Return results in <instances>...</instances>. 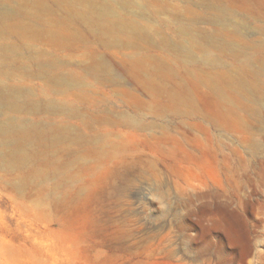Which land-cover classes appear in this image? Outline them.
I'll return each mask as SVG.
<instances>
[{"label": "rangeland", "instance_id": "1", "mask_svg": "<svg viewBox=\"0 0 264 264\" xmlns=\"http://www.w3.org/2000/svg\"><path fill=\"white\" fill-rule=\"evenodd\" d=\"M32 1L0 0L14 27L0 32V84L62 110L0 122L69 125L81 141L25 140L34 157L18 166L2 145L16 136H0V264H264V107L234 83L264 93V0H99L146 31L115 41L70 21L68 0ZM148 184L166 210L141 203Z\"/></svg>", "mask_w": 264, "mask_h": 264}, {"label": "bare ground", "instance_id": "2", "mask_svg": "<svg viewBox=\"0 0 264 264\" xmlns=\"http://www.w3.org/2000/svg\"><path fill=\"white\" fill-rule=\"evenodd\" d=\"M25 2L26 0H20L19 9H23V7L25 6ZM119 3L122 9L129 10L132 8V6L127 2L120 1ZM31 7L39 10L40 9L43 10L45 8L43 3L38 0L32 1ZM61 9L63 12L67 14L68 19L70 21L80 23L82 26L85 27L86 31L99 34L100 38L105 39L107 41L109 40L115 41L116 35L119 31L126 32L130 35L133 34L135 36L136 34L146 33V31L144 30L143 31L139 30L135 24L120 18L116 14L115 8L106 1L68 0L67 2L64 3ZM11 16H12L11 12L3 11L0 13V17H1L0 32L4 30H11L12 28H14V27H10L8 23V20ZM107 17H111L112 19H107ZM16 30L18 34L20 33L22 34L23 32H29L33 34L38 33L37 29L32 26H19ZM48 31L52 34L55 33V30L52 29H49ZM18 38L24 39L27 37H18ZM35 38H39V37H35ZM197 38L206 39L208 41L215 40L213 37H197ZM182 43L179 42L178 44H174L172 48L187 53L188 49ZM2 51L6 52V49L2 48ZM90 70L93 73L100 75L106 71H109V68L104 60H97L93 62V64L90 66ZM254 74L264 76V62H262L258 66ZM30 75L34 77L41 76V78H45L46 80H48L50 83L53 84H60L66 86L70 84H71L70 86L74 85V83L72 84V81L69 78L63 76L53 77L48 72L39 71L37 73H30ZM227 76L229 75L227 74ZM234 83L237 87L243 89L244 92L248 93L251 96L254 95V97L258 99L259 105L261 107H264V93L253 88L249 83H247L245 80H243L238 76L237 77L235 76ZM29 96L30 95L26 92H22L16 89H9L5 85L0 84V115L10 111L11 112L21 111L25 109L28 110L43 109L44 111L62 110V107L53 101H45L41 104H35L32 101H30ZM64 113L66 118L78 117V112L75 111L74 108L73 109L69 108L66 111L64 110ZM7 135L16 136V138L12 141L9 138H3L2 145L5 146L4 150L9 157V163L18 166L25 165L28 161L32 160V158L34 157V153L26 152L23 149V142L25 140L34 137H40L49 143H58L62 140L81 141L80 139L81 137L69 125H65L62 128H46L38 125L24 124L19 121L0 122V136L6 137ZM34 172L36 176L43 177L45 175V173L41 169H36Z\"/></svg>", "mask_w": 264, "mask_h": 264}, {"label": "clouds", "instance_id": "3", "mask_svg": "<svg viewBox=\"0 0 264 264\" xmlns=\"http://www.w3.org/2000/svg\"><path fill=\"white\" fill-rule=\"evenodd\" d=\"M143 197L154 202L160 211H164L169 207L168 196L162 190L155 188L152 184H148L143 188L141 203ZM255 243H264V238L257 240Z\"/></svg>", "mask_w": 264, "mask_h": 264}]
</instances>
